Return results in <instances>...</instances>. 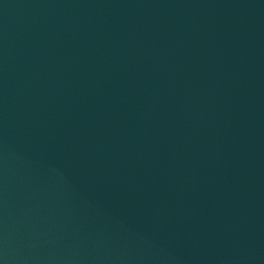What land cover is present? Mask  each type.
Returning a JSON list of instances; mask_svg holds the SVG:
<instances>
[{
    "label": "water",
    "instance_id": "1",
    "mask_svg": "<svg viewBox=\"0 0 264 264\" xmlns=\"http://www.w3.org/2000/svg\"><path fill=\"white\" fill-rule=\"evenodd\" d=\"M0 264H264V0H0Z\"/></svg>",
    "mask_w": 264,
    "mask_h": 264
}]
</instances>
